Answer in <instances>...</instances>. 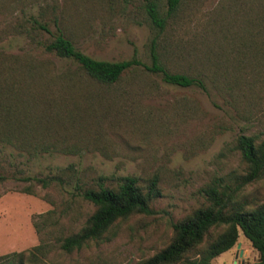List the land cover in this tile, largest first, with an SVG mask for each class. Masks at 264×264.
<instances>
[{"label": "rangeland", "instance_id": "rangeland-1", "mask_svg": "<svg viewBox=\"0 0 264 264\" xmlns=\"http://www.w3.org/2000/svg\"><path fill=\"white\" fill-rule=\"evenodd\" d=\"M160 2L166 6V0ZM141 6L142 0H0V64L30 55L37 62L46 58L55 76L77 73L73 62L42 51L60 31L95 60L150 65L153 30ZM253 20L264 23V0H185L169 21L159 40L161 63L171 73L200 77L205 89L170 86L160 75L136 68L109 88L77 73L74 89L52 85L46 94L52 105L41 95L37 110L48 117L69 104L64 140L74 152L30 157L0 144V257L24 253V264H138L169 243L172 223L208 204L206 187L230 179L233 184L244 174L234 149L237 137H264V45ZM243 32L256 36V50ZM68 169L88 183L99 176H135L145 187L156 176L161 195L151 202V215L117 221L102 241L66 253L60 248L63 237L77 233L93 207L76 195L74 185L43 189L33 179ZM238 196L263 203L264 180ZM40 244L42 254L31 259ZM257 259L240 233L233 249L212 264Z\"/></svg>", "mask_w": 264, "mask_h": 264}, {"label": "trees", "instance_id": "trees-1", "mask_svg": "<svg viewBox=\"0 0 264 264\" xmlns=\"http://www.w3.org/2000/svg\"><path fill=\"white\" fill-rule=\"evenodd\" d=\"M184 2L185 0H166L164 7L160 0H142L141 9L153 30L149 43L150 65H144L136 59L121 62L95 60L78 50L74 42L60 31L49 42L41 45L42 51L45 55L73 62L79 76L105 88L117 85L130 70L143 68L148 73L160 75L162 82L167 85L205 89L200 77L171 73L160 60V37ZM251 23L255 28L260 26V41L264 45L263 21L258 23L253 20ZM41 29L45 27L41 26ZM246 34L247 37H244L243 32V37L251 38L250 46L256 50L259 44L256 43V36L248 32ZM261 50L264 53V48ZM77 73L66 71L55 76L53 66L46 58L45 62H37L30 55L23 61L16 57L4 60L0 64V144H6L18 153L30 157L49 152L73 153L72 146H68L64 140L69 128L67 122L71 119V113L67 110L69 104L65 106V103H60L63 108L54 118L48 117L44 112L38 113L37 108L42 104L41 95L46 104H53V101L46 98L53 84L57 86L60 83L63 90L78 86ZM234 149L246 166L244 174L235 177L233 184L230 179L228 182H214L206 187L203 195L208 204L172 223L173 236L169 243L138 264H212L214 259L233 249L240 233L258 255V259L251 264H264V202L253 205L240 200L238 196L246 186L264 180V137L240 135L234 143ZM2 179L4 177L0 176V180ZM30 180L31 178H25V181ZM33 181L43 189L52 185L61 189L74 185L76 195L93 207V212L83 227L77 233L63 237L60 248L66 253L80 250L90 242L102 241L117 221L137 214L151 215V202L161 195L156 176L149 179L145 187L139 184V179L135 176H99L88 183L77 172L68 169L55 176L34 178ZM26 191L30 192V188H26ZM53 211L42 214L39 218L50 215ZM211 232H216V235L209 240ZM44 248L43 244L34 247L30 252L31 259L36 260L37 254H42ZM24 256V253L5 255L0 257V264H24Z\"/></svg>", "mask_w": 264, "mask_h": 264}, {"label": "crops", "instance_id": "crops-1", "mask_svg": "<svg viewBox=\"0 0 264 264\" xmlns=\"http://www.w3.org/2000/svg\"><path fill=\"white\" fill-rule=\"evenodd\" d=\"M236 264H251L250 262H242V260L235 262Z\"/></svg>", "mask_w": 264, "mask_h": 264}, {"label": "water", "instance_id": "water-1", "mask_svg": "<svg viewBox=\"0 0 264 264\" xmlns=\"http://www.w3.org/2000/svg\"><path fill=\"white\" fill-rule=\"evenodd\" d=\"M236 264V263H235Z\"/></svg>", "mask_w": 264, "mask_h": 264}]
</instances>
